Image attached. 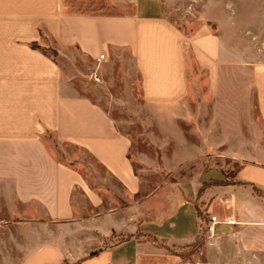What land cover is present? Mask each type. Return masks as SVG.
Returning a JSON list of instances; mask_svg holds the SVG:
<instances>
[{"label": "crops", "instance_id": "1", "mask_svg": "<svg viewBox=\"0 0 264 264\" xmlns=\"http://www.w3.org/2000/svg\"><path fill=\"white\" fill-rule=\"evenodd\" d=\"M203 3V22L186 34L164 0H0V264H186L180 248L199 240L196 264H261L264 0ZM43 33L93 59L129 50L144 100L170 106L192 92L189 46L206 72V89L194 92L206 130L237 133L207 136L202 154L225 148L221 157L239 162L233 180L213 169L178 173L186 180L145 191L131 137L102 104L69 92L59 65L34 47ZM45 130L86 150L123 186L127 205L102 212L101 194L52 154ZM203 178L211 183L203 187ZM76 192L88 213L77 209ZM211 215L218 222L209 236Z\"/></svg>", "mask_w": 264, "mask_h": 264}, {"label": "rangeland", "instance_id": "2", "mask_svg": "<svg viewBox=\"0 0 264 264\" xmlns=\"http://www.w3.org/2000/svg\"><path fill=\"white\" fill-rule=\"evenodd\" d=\"M164 1L167 17L186 34H191L203 22L204 0ZM38 46L59 65L63 77L69 80L71 94L88 96L102 104L113 116L119 129L131 137L129 155L145 191L154 190L165 181H183L186 180L185 176H198L212 169L225 180H233L239 162L222 158L225 148H207L206 154H202L207 136L220 140L223 135L233 137L237 133L233 132V127L229 132L206 130L211 126L206 122L209 117L205 116V105L199 106L194 93L206 89V72L195 63L189 46L185 47V53L192 92L184 104L175 106L144 100L139 71L127 49H116L110 57L98 62L74 47L59 46L44 33ZM246 104L248 107L249 101ZM172 112L179 113L175 115ZM43 137L56 158L76 168L88 186L101 194L105 201L102 212L127 205L123 186L86 150L58 142L51 130H45ZM178 173L185 176L178 180ZM201 181L203 187L211 183V180L205 181L204 178ZM75 204L77 209L83 208L84 214L88 213L85 201L77 192ZM123 238L125 234H115L112 240ZM200 241L180 248L186 264H196L190 260V254L198 251ZM259 263L264 264V259Z\"/></svg>", "mask_w": 264, "mask_h": 264}, {"label": "built area", "instance_id": "3", "mask_svg": "<svg viewBox=\"0 0 264 264\" xmlns=\"http://www.w3.org/2000/svg\"><path fill=\"white\" fill-rule=\"evenodd\" d=\"M105 58H106L105 53H102L96 58V60L98 62H101ZM217 222H218V220H217V216L216 215H211L209 221L206 222L205 229L208 232L209 236H212V235L215 234ZM229 222H232V221H229Z\"/></svg>", "mask_w": 264, "mask_h": 264}, {"label": "trees", "instance_id": "4", "mask_svg": "<svg viewBox=\"0 0 264 264\" xmlns=\"http://www.w3.org/2000/svg\"><path fill=\"white\" fill-rule=\"evenodd\" d=\"M34 47H39L38 45H34ZM44 52V51H43ZM45 53V52H44ZM46 54V53H45ZM225 180V179H224ZM229 180H225L224 182H228ZM232 181V180H230ZM97 252H92L91 255H95ZM66 264V263H65ZM68 264V263H67Z\"/></svg>", "mask_w": 264, "mask_h": 264}]
</instances>
